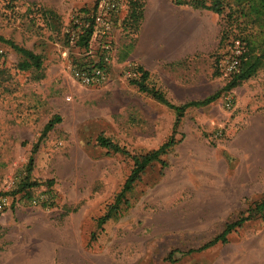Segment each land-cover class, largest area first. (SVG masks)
Masks as SVG:
<instances>
[{
    "label": "rangeland",
    "instance_id": "obj_1",
    "mask_svg": "<svg viewBox=\"0 0 264 264\" xmlns=\"http://www.w3.org/2000/svg\"><path fill=\"white\" fill-rule=\"evenodd\" d=\"M131 1L123 0L110 34L109 80L81 86L67 60L84 57L63 28L95 0H0V35L42 60L39 69H24V56L0 41V195L8 197L0 211V264H264V212L236 226L226 242L188 252L264 198V67L211 103L188 107L173 133L174 110L124 73L141 66L145 84L173 104L201 99L229 80L217 72L218 54L244 23L247 33L257 26L238 12L236 20L227 15L233 0L221 13L206 7L214 0H162L164 25L182 8L200 26L182 54L169 34L146 31L153 28L152 1L138 0L145 29L140 19L130 23ZM56 115L60 121L38 141ZM171 134L163 163L152 161L126 193L129 204L97 226L134 166L131 156ZM99 135L128 154L100 146ZM25 177L36 182L31 198L12 193Z\"/></svg>",
    "mask_w": 264,
    "mask_h": 264
},
{
    "label": "trees",
    "instance_id": "obj_2",
    "mask_svg": "<svg viewBox=\"0 0 264 264\" xmlns=\"http://www.w3.org/2000/svg\"><path fill=\"white\" fill-rule=\"evenodd\" d=\"M184 1V0H183ZM182 1V2H183ZM225 0H214L212 6H206L208 8L213 9L217 13H221L223 10V3ZM126 2V0H125ZM97 0H95L93 6L91 9H80L77 12H74L73 14L79 15L83 18H86V20L91 21V15L93 14L95 8H96ZM127 5V3H126ZM142 4L138 0H133L130 2V6L128 4L127 9V16L130 23L133 25L136 24V22L140 19L142 20L143 17V9ZM201 5H205L201 3ZM233 8L232 11L229 12L231 16H233L234 20L238 18V13L240 16L247 17L248 22L250 23V27L257 26V30H254L253 32H245V26L247 23H244V28H239V34L236 36L235 39H239L240 42L243 45V51L241 55L239 56L240 63H239V69L237 72H232L230 74H227L229 77V80L226 82L224 86L219 88L218 90L214 91L213 93L201 98V99H195V100H189L185 101L181 104H173L170 102L165 95L155 89L154 87H149L145 84V80L147 79L148 72L144 70L141 66H133V71L135 72L134 75L130 77L131 81L136 84L141 91H145L151 96L159 101L162 104L167 105L168 107L172 108L175 112V118L173 122V131L177 127L181 117L184 114V111L188 107L192 106H201V105H207L217 99L224 91H229L233 89L235 86L240 84L241 82L249 79L252 77L259 68L264 67V0H233ZM238 12V13H237ZM51 13V12H50ZM88 18V19H87ZM125 19L123 18L122 22ZM244 29V30H243ZM91 36V27H88L85 29L84 33L81 35V37L75 42L74 47L78 48L79 51H83L84 49L88 48L89 40ZM223 38H226V31H222V36L219 40L221 42ZM0 41L4 42L10 46H12L16 51H18L20 54L24 56V61L22 62V67L24 69L34 67L36 69H39L42 64L41 56L37 53H34L32 50L28 48H24L22 46L17 45L10 39L4 38L2 35H0ZM232 41H229L227 44L231 47ZM230 47L228 49V46H226L216 57V68L217 72L219 74L222 73V68L219 65L220 61L224 59L225 57L230 55ZM60 121L59 116H54L51 119H49L43 126L41 133L38 137V141L42 139L46 133L54 126L55 123ZM97 142L100 146L112 150L113 152H120L123 154H128L127 150H125L124 147L120 146L119 144L113 142L109 138L99 135L97 137ZM175 143L173 134H171L168 139L163 142L160 146H158L156 149L151 150L147 153L141 154V155H133L131 156L134 161V166L128 175L127 179L125 180L122 188L119 190V192L114 196L113 202L107 207L104 214L99 216L97 218V226H101L105 221H107L112 213H117L121 209V204L125 203L128 205V201L126 198V193L129 192L134 183L139 179L140 174L142 171L152 162V161H160L163 163V161L160 159V155L167 152V150ZM38 146V142H35L32 145L31 148V155L36 151ZM31 163H32V157L30 156L27 164V170L29 171L31 169ZM36 185V182L29 181L28 177H25L23 180L19 182V185L17 188L12 192L13 194L23 192V194L27 198H31V187ZM255 212H264V198L260 201L256 202L252 208L249 209V213L247 215L241 214L236 220H233L229 223H227L219 234L212 237L210 240L202 244L200 247L196 249H190L188 252L191 251H200L207 247H210L217 242H226L227 241V234L230 233L236 226H239L244 221L248 220L252 214Z\"/></svg>",
    "mask_w": 264,
    "mask_h": 264
},
{
    "label": "built area",
    "instance_id": "obj_3",
    "mask_svg": "<svg viewBox=\"0 0 264 264\" xmlns=\"http://www.w3.org/2000/svg\"><path fill=\"white\" fill-rule=\"evenodd\" d=\"M124 10L123 0H97L96 8L91 15V21L79 15L72 14L63 28L67 42L74 46L85 29L91 27V36L88 48L79 51L84 58H69L67 67L71 77L81 86H99L109 80V68L113 62L114 51L110 34L119 23ZM88 19V18H87ZM95 43V44H94ZM243 45L239 39L233 40L230 55L219 63L225 74L237 72L239 56ZM126 76L135 74L132 68L124 71ZM36 202V198H33ZM8 204V197L0 195V211Z\"/></svg>",
    "mask_w": 264,
    "mask_h": 264
},
{
    "label": "crops",
    "instance_id": "obj_4",
    "mask_svg": "<svg viewBox=\"0 0 264 264\" xmlns=\"http://www.w3.org/2000/svg\"><path fill=\"white\" fill-rule=\"evenodd\" d=\"M148 1V0H147ZM147 1L144 5H147ZM152 1L150 4L153 5L152 10L155 11L154 15H153V19H152V23H151V28H149L150 30H146L148 33L150 34H169L170 36H172L171 40V46L177 51L180 52L182 54H186L189 51H191L190 49V37L194 35L195 33V29L196 27L199 29V25L198 23L195 24H190L189 22V18H190V14L192 13V10H188V9H182V8H178L177 12L175 11L176 16H169L170 22L176 18V21L174 22V24H166L164 25L165 21H164V7L162 4V0H150ZM143 16H144V9H143ZM142 22V27L141 30L145 29L144 26V22ZM147 24V22H146ZM198 25V26H197Z\"/></svg>",
    "mask_w": 264,
    "mask_h": 264
}]
</instances>
